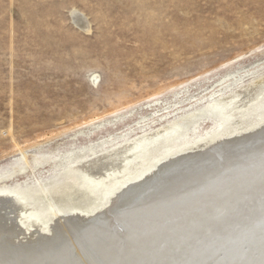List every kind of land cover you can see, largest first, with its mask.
<instances>
[{"label": "rangeland", "instance_id": "obj_1", "mask_svg": "<svg viewBox=\"0 0 264 264\" xmlns=\"http://www.w3.org/2000/svg\"><path fill=\"white\" fill-rule=\"evenodd\" d=\"M263 75L264 0H0V187L48 185L174 121L204 136L219 119L188 117Z\"/></svg>", "mask_w": 264, "mask_h": 264}, {"label": "bare ground", "instance_id": "obj_2", "mask_svg": "<svg viewBox=\"0 0 264 264\" xmlns=\"http://www.w3.org/2000/svg\"><path fill=\"white\" fill-rule=\"evenodd\" d=\"M73 19L77 26L88 30L82 14L75 12ZM227 82L223 80L219 85ZM205 116L218 118L220 125L194 140L184 142L182 137L186 130L174 121L99 156L94 155L93 160L66 162L62 165L63 172L48 185L41 184L34 189L1 186L0 264H181L191 260L193 255L229 241L246 246L251 251V258L243 260L245 256H241V252L240 256H234V252L218 254L217 260H221L218 264L230 259L238 260L239 264H264V184L256 182L264 176V75L241 82L229 95L212 99L203 109L193 112L188 120L196 118L200 121ZM196 150L206 152L197 157L178 158ZM42 161V157L35 159L36 164ZM167 161L170 162L165 167L163 164ZM245 171H254V174L240 179L241 172ZM219 181L224 187L229 183L233 186L245 183L251 187L255 183L252 188H258V192L252 195L256 200L263 199L262 203L256 204L250 217L242 215L241 225L225 223V233L204 239L205 243L201 245L186 247L182 250L183 255L177 256L175 252L160 255L161 246L157 243L166 236L155 231L143 243V234L151 225H142V218L163 210L162 206H179L188 197L200 193L205 187H213ZM223 197L224 193L212 197L216 198L215 203L207 216L213 218L222 212ZM111 204L113 208L109 215L99 214ZM30 205L35 207L29 210ZM11 214H16L17 222L33 239L19 240L25 235L17 233ZM77 214L88 220L80 222L69 217ZM197 219L192 216L189 220L195 222ZM166 220H169L167 215L162 218L161 225ZM129 221L140 225L133 227ZM186 222L189 223L188 219ZM121 226L133 229H130L131 239H139L141 244L153 248L133 246L126 253L104 247L100 249L96 243L89 245L92 240H97L98 234L112 235L121 243L128 238L118 229ZM231 227L236 230L230 232ZM35 228L39 234L36 238L30 233ZM160 228V231L164 230ZM251 234L257 238L254 240ZM86 246H90L93 253ZM72 254L77 259L72 258Z\"/></svg>", "mask_w": 264, "mask_h": 264}, {"label": "water", "instance_id": "obj_3", "mask_svg": "<svg viewBox=\"0 0 264 264\" xmlns=\"http://www.w3.org/2000/svg\"><path fill=\"white\" fill-rule=\"evenodd\" d=\"M200 155L201 154H198L193 157H197ZM182 159L184 158L181 157L180 160ZM241 174H243V176H240V179H244V178H248L249 175H253L254 171H245V172H241ZM256 182L257 184H260V183L264 184V176H261L259 180ZM223 184H224L223 182L220 183L219 181L213 187H205L204 189L201 190L200 193L192 195L190 198L188 197L186 202L179 205L180 207L172 206V207L163 208L162 206L163 210L157 211L156 213H153L149 216L146 215L145 218L141 219L143 220L142 225L145 223H150L151 226L143 234V237H142L143 243H144V240H147L152 235V232L155 231L159 235L166 236L165 239L164 238L162 240L160 239L157 243L158 246L162 247V248L160 247L161 250L159 251V254L163 256V255H166L167 253L170 254V253L175 252L177 253V256H179V255H183L182 250H186V247L192 246V245H201L205 243L204 239H207V238L211 239L217 234L225 233L226 231L225 223L227 222L237 223L241 225L243 223V218H241L242 215L245 214L246 216L247 215L249 216V214L251 213L254 214L255 212L254 208L256 207V204L259 201H261L262 203L263 199L256 200L257 198H255L252 195L253 192L254 193L258 192L257 190L258 188H252V186H254L255 183H252L251 187H247L245 183L243 184V186L241 185L242 183L237 184L239 186L237 185L233 186V185H230L229 183L230 186L228 185L227 187H224ZM233 191H235L234 194H232ZM220 193H224V196H225L223 197L225 200V203L221 207L223 209L222 212L215 215L213 218L211 216L210 217L207 216L206 213L212 210L213 208L214 204L212 205V203H215L216 198L214 199L212 197L214 196L216 197ZM244 193H246L247 196L246 195L241 196ZM237 196H239V198L236 200L235 198ZM216 201L219 202V199ZM171 211H173V214H170ZM165 215L169 216V220H166L165 224L161 225V220ZM192 216H196L198 218L197 219L198 221L196 220L195 222L190 221L189 219ZM187 219L189 223L186 222ZM157 222H160V223L158 224ZM128 223H130V221ZM139 225H140L139 222L132 224L133 227L134 226L139 227ZM160 227H163L164 230L160 231L159 229H162ZM234 227L233 229L231 227L230 232H233L236 230L234 229ZM118 229L122 233L127 234L128 238H130L129 234L131 233V231H133L132 228L126 227V226H121V228H118ZM251 235L254 238V240L257 238L255 237L254 234H251ZM96 238L97 240L95 239L92 240L91 241L92 243H90L89 245L96 243L98 246H100V249L104 247V249L107 250V248H109L111 249V251L115 250V251L126 252L128 249H133V246H136V248H138L139 246L140 248H144V246L150 247L147 244H141L142 241L139 239L135 240V239L130 238L129 240L127 238L126 240H123L121 243H119L118 239L112 235L98 234L96 235ZM194 242L195 243L197 242V243L194 244ZM239 244H237L234 241L233 242L229 241L219 247L204 250V252L202 251V253L197 254V256L193 255V258H191V260L183 262L181 264H218L219 262H221V260L219 261L217 260L219 259L218 254L233 253V252L234 254H236L234 256H240L241 254V256H245L243 260H246V261L250 260L251 251H248V248L246 246L243 247V246H240ZM254 246L256 247V249H258L257 244H255ZM207 247H211V246H207ZM150 248H153V247H150ZM170 248L172 250H169ZM261 248L262 246H260V250ZM88 249L90 253L91 252L93 253V250L91 249L90 246ZM239 252L241 253L239 254ZM72 258L77 259V257L73 254H72ZM175 259H178V258L176 257ZM223 262L224 261H222V264H232V263L239 264V261L235 259L234 260L230 259V261L226 260L224 263Z\"/></svg>", "mask_w": 264, "mask_h": 264}]
</instances>
